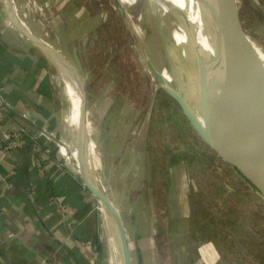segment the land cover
Returning <instances> with one entry per match:
<instances>
[{
  "label": "rangeland",
  "instance_id": "rangeland-1",
  "mask_svg": "<svg viewBox=\"0 0 264 264\" xmlns=\"http://www.w3.org/2000/svg\"><path fill=\"white\" fill-rule=\"evenodd\" d=\"M43 1H17V13L42 21L46 33L58 27L67 65L77 71L70 56L74 46L79 48L91 101L100 94L129 101L127 114L111 122L116 134L105 144L126 147L124 157L137 163L130 182L155 218L147 264H264L262 180L219 155L146 65L135 31L147 35L155 14L144 26L141 22L154 0H120L131 6L125 14L115 0H68L60 9L59 26H54L58 8ZM213 1L217 10L264 45V0ZM47 37L58 42L53 35ZM57 67L62 77L58 75L57 82L67 86ZM234 98L248 123L264 133L262 124ZM123 169H117L118 176Z\"/></svg>",
  "mask_w": 264,
  "mask_h": 264
},
{
  "label": "crops",
  "instance_id": "crops-1",
  "mask_svg": "<svg viewBox=\"0 0 264 264\" xmlns=\"http://www.w3.org/2000/svg\"><path fill=\"white\" fill-rule=\"evenodd\" d=\"M17 1L11 0L19 20L70 65L59 28L46 33L42 21L22 18ZM67 1H43L59 9L54 26H59ZM74 48L79 55L80 50L74 46L71 51L75 63ZM54 58L18 31L7 16L5 0H0V264H122L112 222L80 174L81 93L77 85L57 82V66L65 78L67 74ZM118 96L100 94L91 101L88 92L89 170L124 221L133 264H147L155 218L130 182L137 163L124 157L126 147L105 144L114 139L111 122L128 111L129 101ZM13 133L22 136L18 148L7 154L6 134Z\"/></svg>",
  "mask_w": 264,
  "mask_h": 264
},
{
  "label": "water",
  "instance_id": "water-1",
  "mask_svg": "<svg viewBox=\"0 0 264 264\" xmlns=\"http://www.w3.org/2000/svg\"><path fill=\"white\" fill-rule=\"evenodd\" d=\"M115 1L121 12L125 14L126 9L121 1ZM197 2L200 15L204 18L207 26L215 21L217 15H221L232 22V29L237 36L244 37L246 31L213 7L211 0H197ZM5 6L9 20L18 31L69 67L52 45L33 33L19 20L11 0H5ZM238 18L240 19V16ZM154 19L155 21L149 27L146 36H143L139 31H135V35L146 65L159 86L181 105L197 131L219 155L247 167L259 176L264 185V134L248 123L231 122L225 114L218 119L215 116L211 59L201 47L196 25L191 20L188 9L173 2H168V7L165 8L162 3ZM177 32L184 33L187 40L180 42L176 36ZM239 53L254 68L262 70V63L253 52L240 46ZM73 57L81 77L76 79L81 89L80 119L77 131L80 174L85 185L98 198L112 222L122 264H133L124 221L113 200L93 181L90 175L87 154L88 91L85 79L82 78L85 69L77 48H74ZM260 195L264 199V188Z\"/></svg>",
  "mask_w": 264,
  "mask_h": 264
},
{
  "label": "bare ground",
  "instance_id": "bare-ground-1",
  "mask_svg": "<svg viewBox=\"0 0 264 264\" xmlns=\"http://www.w3.org/2000/svg\"><path fill=\"white\" fill-rule=\"evenodd\" d=\"M168 2L188 9L191 20L196 25L201 47L211 59L210 69L214 84L213 111L217 119L225 114L233 123H248L234 98L235 95L246 106L256 124L259 122L264 128V45L255 41L249 33L245 32L244 37L237 36L232 29V22L221 15H217L215 21L207 26L204 18L200 15L197 0H154L141 24L143 23L144 26V21L148 17L152 14L156 15L160 4L163 3L167 8ZM211 2L215 7V2L213 0ZM123 6L126 11H130L131 6H127V4ZM138 8H141V4ZM181 33L177 32L176 36L180 42H184L187 40V36ZM240 46L256 55L263 66L261 71L254 68L239 53ZM54 59L67 74L68 84L74 88L76 85L79 87L76 80L80 77L78 71L62 64L59 58ZM79 90L81 92L80 87Z\"/></svg>",
  "mask_w": 264,
  "mask_h": 264
},
{
  "label": "built area",
  "instance_id": "built-area-1",
  "mask_svg": "<svg viewBox=\"0 0 264 264\" xmlns=\"http://www.w3.org/2000/svg\"><path fill=\"white\" fill-rule=\"evenodd\" d=\"M21 136H22V133L6 134V143H5L4 151L7 154H10L11 152H13L15 149L18 148V143H19Z\"/></svg>",
  "mask_w": 264,
  "mask_h": 264
}]
</instances>
